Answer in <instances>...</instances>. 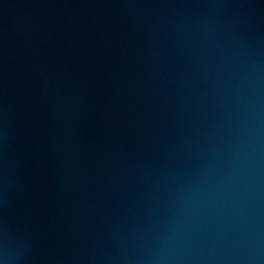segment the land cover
<instances>
[{
	"label": "water",
	"instance_id": "1",
	"mask_svg": "<svg viewBox=\"0 0 264 264\" xmlns=\"http://www.w3.org/2000/svg\"><path fill=\"white\" fill-rule=\"evenodd\" d=\"M0 264H264V0H0Z\"/></svg>",
	"mask_w": 264,
	"mask_h": 264
}]
</instances>
